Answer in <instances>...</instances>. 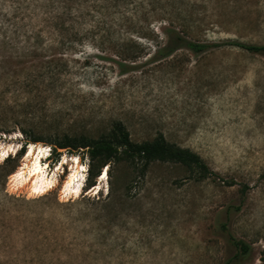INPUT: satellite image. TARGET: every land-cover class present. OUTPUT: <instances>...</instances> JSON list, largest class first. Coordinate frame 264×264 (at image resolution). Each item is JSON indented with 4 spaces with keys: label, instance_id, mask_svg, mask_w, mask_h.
<instances>
[{
    "label": "rangeland",
    "instance_id": "374dc122",
    "mask_svg": "<svg viewBox=\"0 0 264 264\" xmlns=\"http://www.w3.org/2000/svg\"><path fill=\"white\" fill-rule=\"evenodd\" d=\"M6 14L10 2L0 10V144L13 146L0 158V264H226L237 250L221 224L240 205L229 227L253 247L240 264H264V54L233 44L264 45V0H117L104 13L114 35L103 48L85 38L76 53L42 16L17 28ZM92 15L103 16L88 14L84 35ZM167 17L185 18L192 39L220 46L160 53ZM122 42L141 44L136 61L114 54ZM116 119L135 141L163 132L218 176L162 162L141 175L122 162L89 186L85 149L53 147L67 136L97 138ZM31 144L47 148L42 164L56 177L44 194L12 182ZM75 156L79 196L63 192Z\"/></svg>",
    "mask_w": 264,
    "mask_h": 264
},
{
    "label": "trees",
    "instance_id": "16d2710c",
    "mask_svg": "<svg viewBox=\"0 0 264 264\" xmlns=\"http://www.w3.org/2000/svg\"><path fill=\"white\" fill-rule=\"evenodd\" d=\"M2 10L5 3L10 2L13 16L10 14L8 19L13 22L15 27L21 28L20 20L31 19L35 16L38 18L42 16V21H46L54 28L53 36L58 40L63 50L67 53H76L80 43L86 38H91L93 42L97 43L99 48L106 39H110L116 32L117 25L114 21L108 19L104 13L117 4V0H2ZM99 4H93L92 2ZM168 9V8H167ZM88 10V13L85 12ZM95 11L101 12L103 16L89 19L91 28L84 35L80 28L87 21L88 14H93ZM11 12V11H10ZM166 13V12H164ZM22 15V19H19ZM170 16V13H168ZM164 27H159L164 38H166L163 47L159 49L160 53L170 54L181 49H188L189 51L199 54L211 48L219 47V44L202 42L190 37L192 26L186 22L185 18L172 17L163 18L161 21ZM121 28V27H120ZM151 29V25L149 27ZM146 34V33H145ZM144 36V35H143ZM34 39L40 40V34L34 33ZM142 37V36H141ZM235 46L253 54H264V45L245 44L236 42ZM140 45L137 44L128 47L124 42L116 43L112 47L115 55L124 61H136L140 56ZM135 47V48H134ZM142 50V48H141ZM124 66V64H121ZM66 67V66H65ZM43 72L41 76H44ZM53 73L52 75H56ZM49 122L56 123V119H51ZM42 128L43 125L39 124ZM39 140L36 138L29 139L25 145L29 143H36ZM59 149H68L70 153L74 150L84 152L89 159L88 168V182L89 186H95L98 177L103 173V169L107 168L108 173L111 171L113 163L127 162L132 168V172H139L145 175L150 165L154 162L175 163L182 164L188 167L197 168L205 176H218L216 172L212 171L200 155L187 148L177 146L168 140L163 132L157 133L152 138L135 141L132 138L131 131L128 129L126 123L120 119L113 120L108 131L102 133L97 138H89L81 136L79 138L66 137L65 140L58 142V146L53 147L54 153ZM25 146L22 147V153ZM60 154V153H59ZM228 184H233L228 183ZM240 212V206H233L227 209V220L222 222L221 229L227 240L235 247L237 254L229 259L226 264H240L243 258L249 257L253 252L252 244L243 239L237 238L229 227V214L231 211Z\"/></svg>",
    "mask_w": 264,
    "mask_h": 264
},
{
    "label": "bare ground",
    "instance_id": "6f19581e",
    "mask_svg": "<svg viewBox=\"0 0 264 264\" xmlns=\"http://www.w3.org/2000/svg\"><path fill=\"white\" fill-rule=\"evenodd\" d=\"M13 150V146L3 148L0 144V153H7V155L2 158L5 159L10 155ZM47 148L41 145L31 144L28 148L27 155L25 157V162L21 168L17 172H15L12 176V182L16 187H23L24 184H30V189L33 194H44L49 191L56 185V177L55 174L49 176L46 171V167L42 164L43 159L47 156ZM76 162V167H74V172L70 175L69 180H67L66 185L64 186L63 192L66 195H76L79 196L81 193L82 184L80 182L79 174L80 163L78 157H74ZM66 162V161H65ZM106 174V173H105ZM100 176V180L105 181L108 176L107 174ZM99 186L96 187L93 191H98Z\"/></svg>",
    "mask_w": 264,
    "mask_h": 264
},
{
    "label": "snow or ice",
    "instance_id": "6c2138e0",
    "mask_svg": "<svg viewBox=\"0 0 264 264\" xmlns=\"http://www.w3.org/2000/svg\"><path fill=\"white\" fill-rule=\"evenodd\" d=\"M5 155H7V153H0V158H2Z\"/></svg>",
    "mask_w": 264,
    "mask_h": 264
}]
</instances>
